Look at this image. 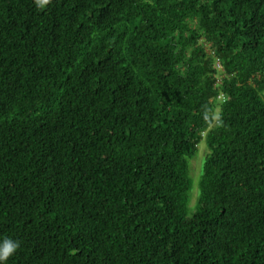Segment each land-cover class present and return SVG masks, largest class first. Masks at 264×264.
<instances>
[{"label":"trees","instance_id":"1","mask_svg":"<svg viewBox=\"0 0 264 264\" xmlns=\"http://www.w3.org/2000/svg\"><path fill=\"white\" fill-rule=\"evenodd\" d=\"M5 237L2 264H264V0H0Z\"/></svg>","mask_w":264,"mask_h":264},{"label":"clouds","instance_id":"2","mask_svg":"<svg viewBox=\"0 0 264 264\" xmlns=\"http://www.w3.org/2000/svg\"><path fill=\"white\" fill-rule=\"evenodd\" d=\"M40 7H43L50 3V0H37ZM20 246V241L13 240L11 238H3L0 241V264L6 262L10 256H12Z\"/></svg>","mask_w":264,"mask_h":264},{"label":"rangeland","instance_id":"3","mask_svg":"<svg viewBox=\"0 0 264 264\" xmlns=\"http://www.w3.org/2000/svg\"><path fill=\"white\" fill-rule=\"evenodd\" d=\"M216 110H218V108L216 107ZM207 151L206 147H205V143L204 140H202L199 145H198V151L197 154L194 158L190 159V174L191 176L194 178V182L197 180L199 170L201 172V167H202V161H203V157H204V153ZM203 155V156H202ZM192 195L195 197V188L192 190ZM193 197V198H194Z\"/></svg>","mask_w":264,"mask_h":264},{"label":"built area","instance_id":"4","mask_svg":"<svg viewBox=\"0 0 264 264\" xmlns=\"http://www.w3.org/2000/svg\"><path fill=\"white\" fill-rule=\"evenodd\" d=\"M215 64H216V66H217L218 68H220V66H219V64H218V62H217V60L215 61ZM218 98H220V96H218Z\"/></svg>","mask_w":264,"mask_h":264},{"label":"bare ground","instance_id":"5","mask_svg":"<svg viewBox=\"0 0 264 264\" xmlns=\"http://www.w3.org/2000/svg\"><path fill=\"white\" fill-rule=\"evenodd\" d=\"M152 236V235H151Z\"/></svg>","mask_w":264,"mask_h":264}]
</instances>
